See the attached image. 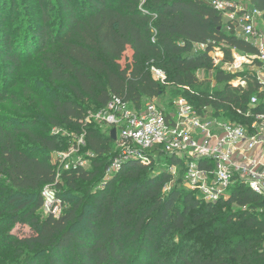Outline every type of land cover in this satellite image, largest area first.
I'll return each instance as SVG.
<instances>
[{
	"label": "trees",
	"instance_id": "16d2710c",
	"mask_svg": "<svg viewBox=\"0 0 264 264\" xmlns=\"http://www.w3.org/2000/svg\"><path fill=\"white\" fill-rule=\"evenodd\" d=\"M33 2L39 25L30 26L19 43L2 39L0 53L12 68L20 67L18 53L38 55L51 86H45L44 96L50 101L51 130L35 132V121L0 124V251L15 248L20 255L2 264H264V218L253 214L264 205L263 196L236 181L226 200L205 202L182 186V170L173 182L167 169L180 161L160 153L157 159L165 168L159 173L149 171L153 161L128 159L102 179L119 154H113L115 141L108 133L85 122L86 105L98 110L112 96L140 109L164 95L166 83L195 86L197 70L213 67L208 53L214 47H221L225 61L232 57L231 48L254 54L255 47L223 30L222 15L211 0ZM248 3L261 12L264 26V0ZM197 44L205 50L192 53ZM151 67L164 72V83L152 79ZM233 75L220 70L215 80L228 84ZM243 79V89L227 85L221 93L186 98L198 111L210 107L224 119L245 122L236 108L245 109L252 95H262L250 74ZM56 84L68 93L62 96ZM63 124L85 132V147L94 155L89 168L60 172L52 164L51 153L63 145L52 129ZM24 140L30 145L21 144ZM47 185L63 203L78 192L58 216L37 212ZM233 206L238 210H230ZM14 222L16 232H4Z\"/></svg>",
	"mask_w": 264,
	"mask_h": 264
},
{
	"label": "built area",
	"instance_id": "2783aa9c",
	"mask_svg": "<svg viewBox=\"0 0 264 264\" xmlns=\"http://www.w3.org/2000/svg\"><path fill=\"white\" fill-rule=\"evenodd\" d=\"M211 4L226 21L227 31H232L256 49L254 54H248L231 48L232 57L227 61L222 52L213 55L216 47L208 53L214 64H223L222 70L228 73H240L248 68L246 75L250 74L259 84L258 94L262 97L252 95L245 109L236 108L245 122L219 120L210 107L198 111L184 96L173 101L172 112L160 107L156 98L145 101L140 109H136L122 98L112 96L104 107L93 112L92 119L106 125L109 135L112 128L116 130L114 141L122 154L109 169L113 166L114 171L117 170L128 159L148 165L160 153L180 161L167 170L174 176L182 170L183 187L196 192L205 202L226 200L236 181L264 197V110L260 108L264 104V28L260 24L261 12L239 0H211ZM196 46L201 50L206 48L204 44ZM150 71L154 81L164 83L166 76L161 69L151 67ZM232 87L245 88L243 76ZM92 119L86 116L85 122L91 123ZM52 133L57 134L59 130L53 128ZM76 137L69 149L62 153L60 163H66L57 169L60 172L86 168L83 160L67 161L74 151L86 145L84 131ZM256 147L260 148L258 156L250 153ZM52 164L59 165L53 161ZM59 176L58 173L56 180ZM168 189L166 185L164 191ZM42 197L46 214L58 216L62 213L64 208L60 207L64 203L52 185L43 188Z\"/></svg>",
	"mask_w": 264,
	"mask_h": 264
},
{
	"label": "rangeland",
	"instance_id": "374dc122",
	"mask_svg": "<svg viewBox=\"0 0 264 264\" xmlns=\"http://www.w3.org/2000/svg\"><path fill=\"white\" fill-rule=\"evenodd\" d=\"M34 0H0V49L5 48V42L2 39H9L12 43H19L23 36L26 37L30 26H38L39 23L37 21L40 19V14L38 13V9L36 8ZM243 3H248V0H239ZM13 6V8H11ZM58 4L55 5L57 7ZM54 15L53 17H55ZM59 17H61L59 15ZM223 30L226 32V21H223ZM201 49L197 46H194L192 49V53H197ZM223 51L221 47H216L214 49V56L215 53H220ZM20 58V67L12 68L10 66L9 61L5 60L2 54L0 53V95H3V98L0 100V124L4 122H10L12 124H18L19 122L25 121H35L39 125L34 127L33 130L39 133H49L51 130V126L48 125L47 122V115L49 113L50 108V101L48 98H45V86L51 88L46 82L47 81V71L42 69V65L38 55H32L30 57L25 56L24 54L18 53ZM212 57V56H211ZM223 64H214L213 60V67L211 69H199L196 72V77L198 79V83L195 86H188L186 88H177L173 86L171 83H166L164 85L165 93L164 95L156 98V101L160 107L165 109L167 112H172L174 110L173 101L179 96H192L198 92H218L221 93L227 85L232 86V84L236 83V81L242 76L249 72L248 68H245L240 73H229L235 74L231 83L226 82H217L215 80V75L218 71L222 70ZM250 67V66H244ZM226 72V71H224ZM228 73V72H226ZM239 74V75H237ZM56 89L62 90V96L68 93V89L65 86H60V84L55 85ZM174 90L176 94L173 96L170 95V90ZM190 96V98H191ZM192 99V98H191ZM88 108L87 110V117L92 119L93 112L95 113L97 109H95L91 105H86ZM225 111V110H224ZM225 113V112H223ZM214 116L217 117L219 120L224 119L222 113L215 114ZM93 120V121H92ZM91 120L92 125L99 126L105 133H108L107 126L104 124H100L99 122L95 121L94 119ZM59 130L58 141L63 142L61 149L57 150L56 152L51 153L50 158L53 162H57L58 168H61V165L65 164L66 161L60 163L62 161L63 156L62 153L66 152L70 144L77 138L78 132H74L69 126L62 125ZM20 138H25L23 135H20ZM68 142V144H65ZM21 144L28 146L27 141H21ZM113 154H119L118 157L122 154L121 148L118 146L117 143L111 144ZM93 153L89 151L86 147L81 146L77 151H74L73 155L70 159H66L67 161H76L78 159L83 160L85 162V167H90V160L93 158ZM111 157L113 155H110ZM155 163L154 169H149L153 173H157L165 168L164 162L162 158L157 160H153ZM114 172L113 166L111 169L106 171V174L103 176L102 179H108L110 175ZM178 173L175 175L177 177ZM171 181L168 186L169 188L173 184ZM99 185L102 183V180L97 182ZM91 186V185H89ZM183 186V185H182ZM180 188V187H178ZM182 192V190H181ZM73 193V194H77ZM73 194H69L66 196L67 202L64 203L60 208L63 209L66 206L71 204L70 199L72 198ZM230 210H238L236 206L229 207ZM60 209V210H61ZM225 210H227L225 208ZM40 217H42L45 213L43 207L37 210ZM254 216L257 218H264V205L259 208L257 211H253ZM17 222H14L12 226H9L4 232H16ZM24 231L28 230V226L23 227ZM198 238V237H196ZM178 240V237H175V241ZM17 251V252H16ZM18 249H13L10 252H1L0 251V264L9 258H19L20 255Z\"/></svg>",
	"mask_w": 264,
	"mask_h": 264
},
{
	"label": "crops",
	"instance_id": "0c3cea01",
	"mask_svg": "<svg viewBox=\"0 0 264 264\" xmlns=\"http://www.w3.org/2000/svg\"><path fill=\"white\" fill-rule=\"evenodd\" d=\"M260 24L262 25V27L264 28L262 22H260ZM251 154L258 156V154L260 153V148L256 147L252 152H250Z\"/></svg>",
	"mask_w": 264,
	"mask_h": 264
},
{
	"label": "water",
	"instance_id": "95a60500",
	"mask_svg": "<svg viewBox=\"0 0 264 264\" xmlns=\"http://www.w3.org/2000/svg\"><path fill=\"white\" fill-rule=\"evenodd\" d=\"M110 137L115 140L116 139V130L114 128L111 129L110 131Z\"/></svg>",
	"mask_w": 264,
	"mask_h": 264
}]
</instances>
